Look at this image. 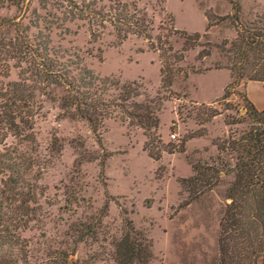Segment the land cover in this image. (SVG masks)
<instances>
[{
    "label": "rangeland",
    "instance_id": "374dc122",
    "mask_svg": "<svg viewBox=\"0 0 264 264\" xmlns=\"http://www.w3.org/2000/svg\"><path fill=\"white\" fill-rule=\"evenodd\" d=\"M234 1L0 0V264H262L221 233L253 123L218 48L264 31Z\"/></svg>",
    "mask_w": 264,
    "mask_h": 264
},
{
    "label": "trees",
    "instance_id": "16d2710c",
    "mask_svg": "<svg viewBox=\"0 0 264 264\" xmlns=\"http://www.w3.org/2000/svg\"><path fill=\"white\" fill-rule=\"evenodd\" d=\"M231 5L238 13L239 5L234 0H231ZM112 8L117 14L108 16L114 28L116 24L129 23L147 37L151 22L145 12L137 10L135 5H132L130 10V6L123 3H116ZM77 12L85 14V17H105L91 10L90 6H84ZM251 26L253 25L241 28L239 25L240 31L236 30V38L230 43L223 42L218 48L225 54L227 64L224 69L229 71L234 83L236 81L264 83V31L250 28ZM195 36L199 38L198 34ZM234 83L225 88L222 99H228V89L232 88ZM248 116L253 125L237 139L229 137L227 142L230 150L236 155V163L234 180L227 191L231 204L226 207L221 222V233L227 238L236 235L240 239L239 250L242 253L246 251L245 248L250 250L251 255L254 258L260 257L261 263L264 264V111L256 110L251 104ZM85 119L92 123L90 117ZM156 126L155 123L153 127ZM219 149L223 151L225 148L219 147ZM213 172L217 174V171L213 170ZM222 242L221 238V244ZM124 245H127V240H124ZM131 253L133 248L126 246L125 254L121 255L125 258L124 262L132 260ZM231 253L230 256L235 258V254L232 251Z\"/></svg>",
    "mask_w": 264,
    "mask_h": 264
},
{
    "label": "crops",
    "instance_id": "0c3cea01",
    "mask_svg": "<svg viewBox=\"0 0 264 264\" xmlns=\"http://www.w3.org/2000/svg\"><path fill=\"white\" fill-rule=\"evenodd\" d=\"M239 89L258 111H264V83L256 81H243Z\"/></svg>",
    "mask_w": 264,
    "mask_h": 264
}]
</instances>
